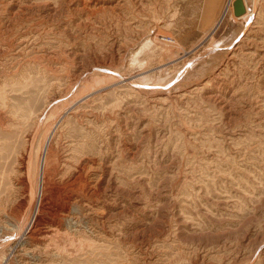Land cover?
<instances>
[{"label":"rangeland","instance_id":"1","mask_svg":"<svg viewBox=\"0 0 264 264\" xmlns=\"http://www.w3.org/2000/svg\"><path fill=\"white\" fill-rule=\"evenodd\" d=\"M242 1L0 0V89L28 119L0 131V232L29 136L31 181L45 140L92 160L103 214L40 264H264V0Z\"/></svg>","mask_w":264,"mask_h":264},{"label":"bare ground","instance_id":"2","mask_svg":"<svg viewBox=\"0 0 264 264\" xmlns=\"http://www.w3.org/2000/svg\"><path fill=\"white\" fill-rule=\"evenodd\" d=\"M247 18L248 12L245 9V14L240 16L239 20ZM157 37L156 33L153 40H158ZM153 40H146L147 43L140 45L132 54L135 63L140 67L143 63L137 57L148 50V46ZM143 75L142 72L137 74L135 78L142 77L141 79H143L145 78ZM14 84L18 88L27 87V84L24 85L21 82H15ZM101 90L98 92H101ZM87 96L85 95L83 98ZM0 105L4 106L9 115L8 119L4 115H0L1 132L8 131V127L18 126L23 121L27 123L28 119H25L27 116L26 111L19 108L14 109L13 106H10L7 103L4 89H0ZM10 135L8 131V136ZM33 139L28 136L25 140L18 160L19 169L21 170L18 185H20L23 200L19 202L15 210L9 208L2 215L7 226L1 229L0 247L4 241H6L7 247L0 250V264H40L48 262L50 258L56 259L66 254L69 255L73 250L67 247H71L70 245L74 240L68 238V232L72 234L83 232V226L88 224L96 227L98 226L95 225L96 222L101 220L103 216L100 213L101 211L99 212L98 208L96 209L97 206L94 205L95 199L98 197L97 177L95 178L98 167L93 166L92 160H90V163L87 158L81 159L80 157L78 159L72 153L60 159L52 153L50 141L45 140L37 153L38 160L35 164L34 183L31 181L32 179L29 176L30 160L28 157L32 153ZM3 148L5 150V146L0 140V151ZM4 157L6 156L1 155L0 152V160ZM1 172H4L2 168ZM67 241L71 243L68 244Z\"/></svg>","mask_w":264,"mask_h":264},{"label":"water","instance_id":"3","mask_svg":"<svg viewBox=\"0 0 264 264\" xmlns=\"http://www.w3.org/2000/svg\"><path fill=\"white\" fill-rule=\"evenodd\" d=\"M245 13V8L242 0H234L233 2V15L238 18Z\"/></svg>","mask_w":264,"mask_h":264}]
</instances>
